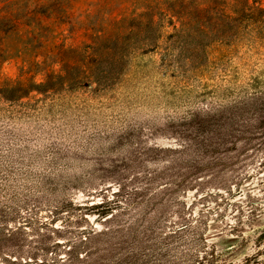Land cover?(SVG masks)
I'll use <instances>...</instances> for the list:
<instances>
[{"label": "rangeland", "instance_id": "374dc122", "mask_svg": "<svg viewBox=\"0 0 264 264\" xmlns=\"http://www.w3.org/2000/svg\"><path fill=\"white\" fill-rule=\"evenodd\" d=\"M63 8L0 32V264H65L135 223L145 264H264V0ZM201 133L205 177L181 184Z\"/></svg>", "mask_w": 264, "mask_h": 264}, {"label": "trees", "instance_id": "16d2710c", "mask_svg": "<svg viewBox=\"0 0 264 264\" xmlns=\"http://www.w3.org/2000/svg\"><path fill=\"white\" fill-rule=\"evenodd\" d=\"M65 3L66 0H50L47 4H41V0H0V32L5 31L8 33L16 31L18 23L41 28L36 20L37 16L41 14L48 17L62 18ZM10 88L16 90L17 97L20 98L32 91L27 84L22 82H18L14 87ZM210 143L211 138L204 134L199 135L192 142L195 151L199 152L191 156V167L185 164L187 170L183 172L182 170L179 171L178 178H181V184L184 182H198V180L205 177L202 176V173L205 168L206 147ZM237 144L238 137H217L216 145L220 149L218 155H225L226 151H228L227 149L235 150ZM179 160H181V157H179ZM108 216L106 215L104 219ZM150 227L154 228L156 226L151 225ZM182 227L185 228L182 229ZM138 229L139 225L135 223L128 226H108L104 231L99 233L91 231L81 239L75 251L68 253L65 264H145L144 261L148 259L149 255L142 250V241L139 239ZM173 233L176 241L181 242L184 239H189L192 242H197L199 229L195 223L192 224L190 222L175 229ZM263 241L264 233L260 236L257 244L260 245ZM84 246L89 247V249L86 255L82 256V253L79 251ZM163 248L165 249L166 247L163 246ZM253 259L254 257H250L243 264H250Z\"/></svg>", "mask_w": 264, "mask_h": 264}]
</instances>
